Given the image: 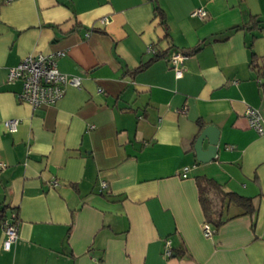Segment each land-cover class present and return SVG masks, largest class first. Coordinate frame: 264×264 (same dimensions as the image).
I'll list each match as a JSON object with an SVG mask.
<instances>
[{"label":"crops","instance_id":"obj_1","mask_svg":"<svg viewBox=\"0 0 264 264\" xmlns=\"http://www.w3.org/2000/svg\"><path fill=\"white\" fill-rule=\"evenodd\" d=\"M58 51L80 87L20 101L8 69ZM248 107L264 108V0H0V216L17 220L9 249L0 221V264H264V135ZM206 125L216 155L200 162ZM197 176L256 198L254 214L229 203L205 236Z\"/></svg>","mask_w":264,"mask_h":264},{"label":"built area","instance_id":"obj_2","mask_svg":"<svg viewBox=\"0 0 264 264\" xmlns=\"http://www.w3.org/2000/svg\"><path fill=\"white\" fill-rule=\"evenodd\" d=\"M192 16L203 18L206 11L202 7L194 9ZM106 21L107 18H102ZM62 51L50 54H27L19 62L10 67L6 74L7 81H20L21 91L17 94L20 101L30 104L32 107L51 105L57 102L64 95L67 86L80 87L81 79L75 75H69L59 71L56 65V57L62 55ZM187 57L186 53L175 51L169 56V63L174 71L175 77L182 75V62ZM249 126L259 135H264V108L248 107L244 112ZM17 119H7L4 126L8 131L14 132L17 129ZM4 163L0 160V169ZM187 168L183 169L182 176H186ZM101 182V187H105ZM5 238L3 248L9 249L17 234V223L14 218H5L2 222ZM203 233L205 236L212 234V229L204 223ZM163 253L169 257L172 255L171 245L168 240L164 243Z\"/></svg>","mask_w":264,"mask_h":264},{"label":"trees","instance_id":"obj_3","mask_svg":"<svg viewBox=\"0 0 264 264\" xmlns=\"http://www.w3.org/2000/svg\"><path fill=\"white\" fill-rule=\"evenodd\" d=\"M154 14L158 16L161 24H165V15L160 7H154ZM252 22H255V19H252ZM241 27H249V23L247 22ZM195 50L196 48L192 49L188 53H191ZM157 57H159V54L154 55L152 59H156ZM143 66L144 65L138 67L136 71L142 69ZM198 124H202L201 121L198 120ZM196 184L204 221L213 230H217L226 220L229 219L223 215L224 208L229 203L238 205L242 209L241 213L244 214L253 215L257 209L258 200L256 198L241 196L234 192H224L220 185L211 178L197 176ZM3 210L4 208L1 210V212ZM4 219L5 218H3L1 215V223ZM15 222H17V220H15Z\"/></svg>","mask_w":264,"mask_h":264},{"label":"water","instance_id":"obj_4","mask_svg":"<svg viewBox=\"0 0 264 264\" xmlns=\"http://www.w3.org/2000/svg\"><path fill=\"white\" fill-rule=\"evenodd\" d=\"M204 139H207L208 146L202 148ZM218 139V128L214 125H206L200 129L194 142L196 159L200 162H208L216 155V145Z\"/></svg>","mask_w":264,"mask_h":264}]
</instances>
